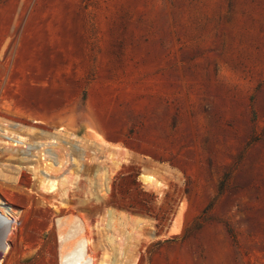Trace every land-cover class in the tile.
Instances as JSON below:
<instances>
[{
  "label": "rangeland",
  "instance_id": "1",
  "mask_svg": "<svg viewBox=\"0 0 264 264\" xmlns=\"http://www.w3.org/2000/svg\"><path fill=\"white\" fill-rule=\"evenodd\" d=\"M0 202V264H264V0H0Z\"/></svg>",
  "mask_w": 264,
  "mask_h": 264
},
{
  "label": "bare ground",
  "instance_id": "2",
  "mask_svg": "<svg viewBox=\"0 0 264 264\" xmlns=\"http://www.w3.org/2000/svg\"><path fill=\"white\" fill-rule=\"evenodd\" d=\"M44 156H45V153H44ZM143 178H144V182L145 181L149 182V181H152V179H154V178H151L150 175L149 176L146 175ZM152 185H155V184H152ZM53 188L55 189V187ZM53 190L51 191L53 192ZM3 205L4 204L0 202V209L2 211H5L3 208ZM7 211L8 210H6V212ZM55 224H56L57 237H58V243H59L60 264H91L90 263L91 255L89 252L88 239L86 235L87 233L85 230L86 227L84 226L83 221L76 215H66V216L64 215V216L58 217L55 221ZM8 230H9V223L3 217L0 216V244H2L3 246V251L0 254V261H2L1 259L3 255L6 252H8L7 250L9 248V245H8V242L4 240L7 235L5 233Z\"/></svg>",
  "mask_w": 264,
  "mask_h": 264
},
{
  "label": "water",
  "instance_id": "3",
  "mask_svg": "<svg viewBox=\"0 0 264 264\" xmlns=\"http://www.w3.org/2000/svg\"><path fill=\"white\" fill-rule=\"evenodd\" d=\"M2 251H3V246L2 244H0V254L2 253Z\"/></svg>",
  "mask_w": 264,
  "mask_h": 264
}]
</instances>
